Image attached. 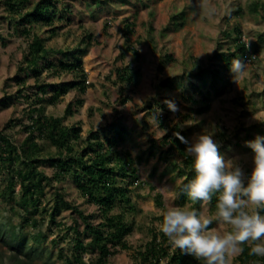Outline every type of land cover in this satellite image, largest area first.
Here are the masks:
<instances>
[{"label": "rangeland", "instance_id": "obj_1", "mask_svg": "<svg viewBox=\"0 0 264 264\" xmlns=\"http://www.w3.org/2000/svg\"><path fill=\"white\" fill-rule=\"evenodd\" d=\"M35 1L29 0L28 5ZM55 3L57 13L62 18L55 19L54 25L59 27L49 36L46 25H35L26 34L22 31V25L14 20L19 18L18 15L9 12L5 0H0V129L12 124L9 131L15 140H21L24 135L18 120L26 121L24 109L31 103L36 86L32 75H29L19 94L14 78L31 34L37 32L47 36V45L63 50L75 47L82 37L90 33L91 42L82 56L88 86L83 93L69 90L54 104L45 102L46 114L61 115L70 100L81 97L82 104L65 118L64 123H80L81 135L85 136L90 128L105 125L118 115L131 129L124 147L133 156L148 148L150 139L159 140L167 131L156 120L158 114L166 118L168 127L178 124L180 128H191L190 143L197 134L212 135L223 158L226 161L234 160L243 172V179L247 180L253 168L254 153L246 142L264 136V0H208V4L216 10L211 15L200 7L201 0H55ZM182 10L185 12V22L176 28L171 16ZM127 20L133 22L134 33L130 39L140 53L138 61H134L132 53L125 50L122 30ZM150 24L154 27L151 32L153 51L145 40ZM168 24L171 28L164 30ZM234 26H239L240 37L246 42V52L252 59H241L246 65L245 71L234 78L225 93L215 94L210 86V77H206L205 85L211 92L210 107L197 113L195 106L183 99L180 92L200 96V85H195L198 79L190 75V70L198 66H213L217 60L214 54L217 44L220 43V48L231 46L233 36H227L225 32L232 31ZM121 52H124L123 57L120 56ZM165 52H172L175 60L159 70L157 66ZM61 56L62 53H56L51 58ZM126 63L138 65L140 78L132 90L126 87L121 92L119 85L113 82L115 68ZM41 74L46 81L70 80L74 76L69 72L59 76L48 75L45 69ZM169 76L174 77V81L164 86L162 81ZM26 93L30 96L22 95ZM124 94H129L130 99L121 105L117 99ZM7 96V102L2 103L1 100ZM166 101H171L177 110L172 111ZM49 150L55 148L49 146ZM156 152L155 156L136 164L144 184L139 194L131 191L132 201L138 209L133 216V229L126 236L128 247L111 255L108 264H142L138 252L150 238L151 229L157 228L158 220L154 216L165 204L183 207L195 205L187 197L178 199L182 176L177 175L171 160L159 158V149ZM41 166L51 173L48 165ZM55 184L63 186L67 197L86 212L94 210V206L84 203L72 181L65 179ZM165 187L167 200L162 194ZM46 189V196L49 197L53 187L47 186ZM154 194H160L162 208L156 205ZM47 208L49 210L50 206ZM194 208H206L213 212L210 204L204 206L200 203ZM21 212L14 201L0 200L1 219L32 235L42 228L48 234L41 245L53 252L56 264H76L72 257L75 249L73 229H68L75 213L61 209L56 214L55 222L62 223L57 225L49 218L48 211L39 210L37 216H42L44 221L35 227L23 219ZM82 252L87 260L91 252L84 249ZM9 253V249L0 242V254L6 257ZM238 256L233 258V264H252L248 260L239 262ZM164 263L165 260H162L161 264ZM198 264H203V261L198 260Z\"/></svg>", "mask_w": 264, "mask_h": 264}, {"label": "trees", "instance_id": "obj_2", "mask_svg": "<svg viewBox=\"0 0 264 264\" xmlns=\"http://www.w3.org/2000/svg\"><path fill=\"white\" fill-rule=\"evenodd\" d=\"M28 2L5 0L8 11L18 15L19 18L14 20L22 25V31L29 34L31 27L46 25L49 27L48 35L52 36L59 27L54 25L55 19L62 18L57 13L55 0H36L32 5H28ZM171 18L176 28L181 27L185 22L184 10L174 13ZM27 24L28 27L25 26ZM169 28L170 24L164 30ZM122 32L125 50H131L135 61H138V51L133 48L129 38L133 32V22L127 20ZM225 34L233 36L232 44L224 48H220V43L217 44L214 52L217 60L214 65L209 68L198 66L190 72L191 76L198 79L195 85H200V96L180 92L183 99L195 106L197 113L210 107L211 92L205 85L206 77H210V86L215 94L227 92L235 78L230 71V64L233 59H243L246 53L247 45L240 37L239 26H234L232 31H226ZM47 39V36L37 32L31 34L14 78L19 94L29 75H32L36 89L32 92L31 103L24 109L26 121L18 120L24 132L22 139L13 138L9 131L12 124H6L0 129V200L14 201L18 209H21L23 219L35 227L44 221L42 216H37L39 210L48 211L52 222L56 221V214L61 209L70 210L76 214L72 225L68 226V229H73L75 249L72 257L76 264H108L111 255L128 247L126 236L133 229V216L138 209L132 201L131 191L139 194L144 184L136 165L138 162L155 156L159 149L158 157L171 160L177 175L182 176L178 199L187 197L182 190L183 185L193 177L194 172L191 168L192 157L185 152L187 145L179 137L189 142L191 128H180L178 124L168 127L166 118L156 114L159 125L166 127L167 131L159 140L150 139L148 148L133 156L124 147L131 129L118 115L105 125L90 128L85 136L81 135L80 123H64L65 118L71 116L82 104L81 97L70 100L61 115L46 114L45 102L54 104L69 90L83 93L88 86L82 56L87 52L92 35L86 34L75 47L63 50L47 45ZM56 53H62L63 56L51 58ZM120 56L123 57L124 52ZM173 60V53L166 52L157 68L162 70L166 63ZM44 69L48 75L59 76L69 72L74 76L70 80L46 81L41 77ZM139 78L138 65L126 63L115 68L113 82L119 85L122 92L126 87L132 90ZM172 81L174 77L169 76L162 84L169 86ZM219 82L222 84L219 85ZM22 95L30 96L27 93ZM8 98L4 97L2 103L5 104ZM129 99L130 95L124 94L117 101L123 105ZM49 146L55 150H49ZM44 164L51 168L50 174L41 166ZM65 179L72 181L84 203L94 206V210L86 212L67 197L63 186L55 184ZM47 186L53 187L49 197L46 196ZM153 197L156 205L162 208L160 194H154ZM200 203L194 202V207ZM215 203L214 196L210 203L213 211ZM154 218L158 220V215ZM55 223L60 225L62 222ZM47 234L42 228H38L34 235L22 232L10 221L0 218V242L10 251L6 257L0 254V264H56L53 252L41 245ZM243 248L237 258L239 262L248 260L252 264H264V258L249 254L247 245ZM83 249L91 252L87 260L82 255ZM138 253L142 264H161L162 260H165L164 264H198L194 257L184 255L175 248L158 228L151 229L150 238Z\"/></svg>", "mask_w": 264, "mask_h": 264}, {"label": "clouds", "instance_id": "obj_3", "mask_svg": "<svg viewBox=\"0 0 264 264\" xmlns=\"http://www.w3.org/2000/svg\"><path fill=\"white\" fill-rule=\"evenodd\" d=\"M200 7L209 15L216 11L208 0H201ZM245 68L239 58L230 64L234 77L242 75ZM166 103L172 111L177 110L171 101ZM179 138L187 145L185 152L192 157L194 172L182 190L190 201L204 206L215 196V211L165 204L158 213V230L182 254L203 264H233L244 245L250 255L264 258V136L246 142L254 153L246 181L239 165L220 154L212 135L197 134L191 143ZM166 188H162L165 200Z\"/></svg>", "mask_w": 264, "mask_h": 264}, {"label": "crops", "instance_id": "obj_4", "mask_svg": "<svg viewBox=\"0 0 264 264\" xmlns=\"http://www.w3.org/2000/svg\"><path fill=\"white\" fill-rule=\"evenodd\" d=\"M154 30V27L150 24V25H148V27H147V37L145 38V40H147L148 41V44H149V46H150V50L151 51H153V49H154V47H153V42H152V31ZM134 33V29H133V32H132V34ZM160 33H161V30H160ZM131 34V35H132ZM130 35V36H131ZM130 36H129V38H130ZM130 42H131V39H130ZM132 44V43H131ZM132 46H133V44H132ZM133 48H135V46H133ZM136 49V48H135ZM130 52H131V50H129ZM138 51V50H137ZM132 53V52H131ZM166 53V52H165ZM192 55H195V53H192ZM140 58V53H139V51H138V59ZM132 59L135 61V59H134V57H133V54H132ZM174 60H175V58H174ZM173 60V61H174ZM172 61V62H173ZM134 64V63H133ZM132 64V65H133ZM197 69V68H196ZM196 69H192V70H190V71H195ZM186 75H184V77H185Z\"/></svg>", "mask_w": 264, "mask_h": 264}, {"label": "built area", "instance_id": "obj_5", "mask_svg": "<svg viewBox=\"0 0 264 264\" xmlns=\"http://www.w3.org/2000/svg\"><path fill=\"white\" fill-rule=\"evenodd\" d=\"M244 41V40H243ZM245 42V41H244ZM246 43V42H245ZM252 57L250 54H248L247 52L244 54V60L245 61H251Z\"/></svg>", "mask_w": 264, "mask_h": 264}]
</instances>
